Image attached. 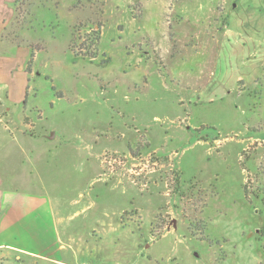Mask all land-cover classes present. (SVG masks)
Segmentation results:
<instances>
[{
    "label": "rangeland",
    "instance_id": "1",
    "mask_svg": "<svg viewBox=\"0 0 264 264\" xmlns=\"http://www.w3.org/2000/svg\"><path fill=\"white\" fill-rule=\"evenodd\" d=\"M60 1L0 191L50 198L71 264H264V0Z\"/></svg>",
    "mask_w": 264,
    "mask_h": 264
},
{
    "label": "crops",
    "instance_id": "2",
    "mask_svg": "<svg viewBox=\"0 0 264 264\" xmlns=\"http://www.w3.org/2000/svg\"><path fill=\"white\" fill-rule=\"evenodd\" d=\"M48 2L55 15L61 14L60 0H0V104L7 114L24 104L20 97L27 98L36 77L49 76L36 65L41 54L59 64L51 55L59 35L56 21L40 22V11ZM21 6L23 14L18 11ZM75 20L73 16L67 24V46ZM55 214L42 191H0V264H71L64 260Z\"/></svg>",
    "mask_w": 264,
    "mask_h": 264
},
{
    "label": "trees",
    "instance_id": "3",
    "mask_svg": "<svg viewBox=\"0 0 264 264\" xmlns=\"http://www.w3.org/2000/svg\"><path fill=\"white\" fill-rule=\"evenodd\" d=\"M255 197H256V199L257 198H260L261 199L260 200L261 205H262V210H261L262 212H261V214H263L264 213V188L262 189L261 192H259L258 194H256ZM257 240L258 241L264 240V217H263V221H262V223H261V225L259 227V234L257 235ZM260 248H261V252L264 255V246L263 245H260Z\"/></svg>",
    "mask_w": 264,
    "mask_h": 264
},
{
    "label": "water",
    "instance_id": "4",
    "mask_svg": "<svg viewBox=\"0 0 264 264\" xmlns=\"http://www.w3.org/2000/svg\"><path fill=\"white\" fill-rule=\"evenodd\" d=\"M53 135V132L50 133V135L48 136V138H50Z\"/></svg>",
    "mask_w": 264,
    "mask_h": 264
},
{
    "label": "built area",
    "instance_id": "5",
    "mask_svg": "<svg viewBox=\"0 0 264 264\" xmlns=\"http://www.w3.org/2000/svg\"><path fill=\"white\" fill-rule=\"evenodd\" d=\"M20 9V8H19Z\"/></svg>",
    "mask_w": 264,
    "mask_h": 264
}]
</instances>
